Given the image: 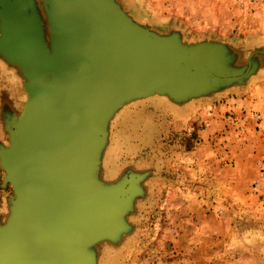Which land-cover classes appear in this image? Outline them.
Wrapping results in <instances>:
<instances>
[{
	"label": "water",
	"instance_id": "water-1",
	"mask_svg": "<svg viewBox=\"0 0 264 264\" xmlns=\"http://www.w3.org/2000/svg\"><path fill=\"white\" fill-rule=\"evenodd\" d=\"M264 47L237 63L233 47L156 32L119 0H0V60L25 101L3 121L0 264H100L135 226L147 172L108 174L111 124L133 101L177 105L245 85Z\"/></svg>",
	"mask_w": 264,
	"mask_h": 264
},
{
	"label": "rangeland",
	"instance_id": "rangeland-1",
	"mask_svg": "<svg viewBox=\"0 0 264 264\" xmlns=\"http://www.w3.org/2000/svg\"><path fill=\"white\" fill-rule=\"evenodd\" d=\"M119 1L160 34L179 31L187 41L228 43L241 65L255 50L243 42L264 28V7L235 0ZM21 82L18 71L0 60L4 145L3 119L10 110L19 114L26 98ZM226 102L221 93L183 106L154 95L118 112L105 171L148 176L132 232L106 248L100 264H264V124L260 130L255 123L263 118L227 111ZM3 176L0 169V218L14 194Z\"/></svg>",
	"mask_w": 264,
	"mask_h": 264
},
{
	"label": "crops",
	"instance_id": "crops-1",
	"mask_svg": "<svg viewBox=\"0 0 264 264\" xmlns=\"http://www.w3.org/2000/svg\"><path fill=\"white\" fill-rule=\"evenodd\" d=\"M260 16L261 20L264 21V12L261 13ZM133 17L139 22L149 23L148 21L143 22V19H139L137 16ZM243 43H248V49L264 47V28L250 34L247 38V42ZM221 94L226 95L227 102L224 107L227 111H233L232 113H236L239 116H241L242 113L245 114L247 112L251 115L253 113L260 114L263 120H260V123H258L259 121L255 123L261 127V125L264 124V63L260 67L258 73L251 77L245 85L237 88H229ZM221 99H223V97ZM212 102H214V100H212ZM215 112L218 113V107H216ZM262 128L263 126L260 130Z\"/></svg>",
	"mask_w": 264,
	"mask_h": 264
},
{
	"label": "built area",
	"instance_id": "built-area-1",
	"mask_svg": "<svg viewBox=\"0 0 264 264\" xmlns=\"http://www.w3.org/2000/svg\"><path fill=\"white\" fill-rule=\"evenodd\" d=\"M237 4H239L242 7H249L253 9L264 7V0H235ZM256 117L258 119H261V115L257 114ZM264 165V163H263ZM264 176V166H263V174Z\"/></svg>",
	"mask_w": 264,
	"mask_h": 264
}]
</instances>
